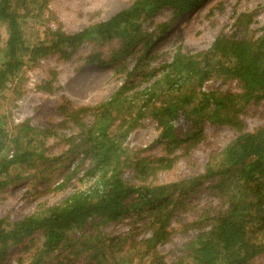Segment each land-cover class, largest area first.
<instances>
[{
  "label": "trees",
  "instance_id": "obj_1",
  "mask_svg": "<svg viewBox=\"0 0 264 264\" xmlns=\"http://www.w3.org/2000/svg\"><path fill=\"white\" fill-rule=\"evenodd\" d=\"M207 1L133 0L104 20L66 32L60 24L40 29L47 0H0L7 33L0 47V101L5 90L14 94L23 67L51 55L66 62L82 44L94 48L79 61L100 68L112 64L123 77L102 102L71 108L63 101L59 110L67 133L29 120L7 127L0 114V191L50 160L76 158L71 171L66 165L60 175L93 180L58 203L0 218V257L6 246L18 244L17 264H65L79 256L92 264H251L264 255V124L247 130L243 122L264 102V25L255 36L252 13H239L231 31L218 34L208 48L189 52L177 46L169 61L138 70L170 25ZM165 8L169 18L155 22L153 15ZM113 43L107 52L100 50ZM137 44L143 50L127 67L124 56ZM50 73L39 89L54 90L55 72ZM233 81L237 91L223 90ZM145 117L155 122L160 156L141 157L143 148L126 143ZM205 124L225 127L233 136L210 151L194 177L157 183V174L178 161L179 148L190 154L204 140ZM49 137L65 147L48 154ZM204 183L214 201L189 206L187 198ZM179 212L183 218L173 224ZM128 219L127 233L136 231L130 237L103 230ZM178 233L189 236L167 260L158 249Z\"/></svg>",
  "mask_w": 264,
  "mask_h": 264
},
{
  "label": "rangeland",
  "instance_id": "obj_2",
  "mask_svg": "<svg viewBox=\"0 0 264 264\" xmlns=\"http://www.w3.org/2000/svg\"><path fill=\"white\" fill-rule=\"evenodd\" d=\"M133 0H47V6L43 13V22L40 29L56 27L60 24L66 32L77 31L94 22L104 20L116 12L127 7ZM210 8H212L210 10ZM242 12L252 13L250 29L254 35L260 34V27L264 25V0H208L200 8L189 12L177 19L169 30L157 39L144 54L143 60L138 65L139 69L147 72L150 68L158 66L162 61H169L175 47L180 46L183 51L196 52L210 46L214 38L221 33H229L233 27V20ZM169 18V10L162 9L153 15L155 22L165 21ZM30 21V20H29ZM30 23V22H29ZM29 32V31H28ZM6 27L0 22V47L6 39ZM113 44L100 48L107 52ZM94 47L82 44L72 58L66 62L59 61L51 55L42 59L34 66H25L21 69L18 78L20 82L14 89V94L9 89L3 92L5 98L0 101V114H4L5 125L10 127L24 120H29L32 125L52 124L58 132H69L67 126L63 129L64 117L60 114L59 106L66 101L71 108L83 105H93L102 102L113 93L117 85L123 81L122 75L115 73L116 68L107 65L103 68L89 66L79 61L80 56L89 53ZM143 50L142 44L135 45L125 56L127 67H132L137 61L138 55ZM50 71L55 72V83H51L54 90L46 92L39 89L41 81L50 77ZM140 76L135 82L140 83ZM16 85V84H13ZM225 91H237L236 82H229L223 86ZM12 98V99H11ZM7 102V103H6ZM244 126L247 130H253L264 124V102L249 115L243 116ZM62 123V124H61ZM69 125V124H67ZM62 128V129H61ZM157 128L155 122L145 117L134 129L126 140L130 146H139L144 150L139 156H160L162 145L156 141ZM233 134L225 127H213L208 124L203 126V138L190 154L179 148L178 161L171 169L157 174V183H169L185 178H191L201 172L202 167L211 150H220L232 138ZM53 137H49L45 145H50L47 153L57 154L60 148L52 143ZM184 150V151H183ZM76 158L71 161L53 162L50 160L46 167L40 165L32 172H25L24 178L14 185L0 191V218L9 217L16 219L32 213L39 204H55L62 201L72 192L92 184L93 180L83 179L70 175H60L66 171V165L73 167ZM68 171V172H70ZM67 172V173H68ZM29 173V174H28ZM45 180L41 181V174ZM33 175V177H32ZM80 177V176H79ZM207 183L194 194H190L186 202L189 206L202 207L214 201L206 189ZM182 217L179 212L173 221ZM189 218V216H187ZM117 225L107 223L106 232L120 233L123 236L134 235L136 231L128 232V222ZM136 225H140L137 223ZM141 235H139L140 237ZM185 233L176 234L169 243L159 247V253L169 260L176 254L178 247L188 238ZM38 238V235H37ZM4 254L0 257V264H17L18 257L22 255L21 245H8L4 248ZM65 264H92L79 256ZM251 264H264V255H260Z\"/></svg>",
  "mask_w": 264,
  "mask_h": 264
}]
</instances>
